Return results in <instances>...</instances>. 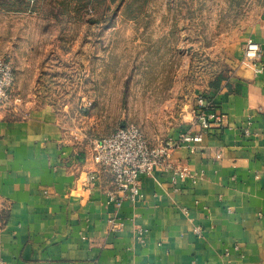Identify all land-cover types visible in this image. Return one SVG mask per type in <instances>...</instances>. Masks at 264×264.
Segmentation results:
<instances>
[{
    "label": "crops",
    "instance_id": "obj_1",
    "mask_svg": "<svg viewBox=\"0 0 264 264\" xmlns=\"http://www.w3.org/2000/svg\"><path fill=\"white\" fill-rule=\"evenodd\" d=\"M256 2L237 63L202 93L221 124L203 132L189 112L165 135L138 126L150 145L176 146L172 168L140 175L134 202L108 200L111 175L93 161L90 132L67 125L68 111L0 105V264H264V0ZM249 41L260 45L256 62L242 59ZM184 134L202 138L181 142Z\"/></svg>",
    "mask_w": 264,
    "mask_h": 264
},
{
    "label": "rangeland",
    "instance_id": "obj_2",
    "mask_svg": "<svg viewBox=\"0 0 264 264\" xmlns=\"http://www.w3.org/2000/svg\"><path fill=\"white\" fill-rule=\"evenodd\" d=\"M257 5L0 0V55L13 64L14 105L66 110L67 125L90 139L122 122L165 135L188 124L208 80L237 63L234 46Z\"/></svg>",
    "mask_w": 264,
    "mask_h": 264
},
{
    "label": "built area",
    "instance_id": "obj_3",
    "mask_svg": "<svg viewBox=\"0 0 264 264\" xmlns=\"http://www.w3.org/2000/svg\"><path fill=\"white\" fill-rule=\"evenodd\" d=\"M261 54L260 45L254 41L246 43L244 57L256 62ZM15 84V72L11 61L0 55V105H10L15 102L13 94ZM195 117L203 132L210 130L212 125L221 124V118L214 112V104L211 100L200 96L196 101L194 109ZM201 134L181 135V142H198ZM171 139H167L158 145L152 146L147 141L143 132L135 124H123L118 126L110 134L94 139L92 145V158L94 163L111 175V187L107 189L108 200L116 207L122 202L136 201L139 196L141 174H151L156 166L172 168L170 154L175 147ZM180 174H187L181 169ZM94 174H90L87 182L92 183ZM111 231H118L123 226L120 220L110 218L108 220ZM143 229L137 234L140 240L143 239Z\"/></svg>",
    "mask_w": 264,
    "mask_h": 264
}]
</instances>
